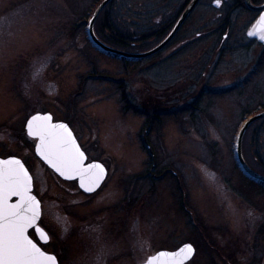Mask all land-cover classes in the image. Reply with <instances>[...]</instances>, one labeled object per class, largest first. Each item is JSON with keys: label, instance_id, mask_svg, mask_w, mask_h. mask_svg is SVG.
<instances>
[{"label": "rangeland", "instance_id": "rangeland-1", "mask_svg": "<svg viewBox=\"0 0 264 264\" xmlns=\"http://www.w3.org/2000/svg\"><path fill=\"white\" fill-rule=\"evenodd\" d=\"M111 1L118 27L137 39L147 24L180 15L188 0ZM217 3L200 0L174 40L125 63L90 44L93 0H0V156H18L30 169L47 248L61 264H104L116 232L142 259L191 242L190 264H212L213 257L217 264H264V187L242 177L235 155L241 124L264 110V66L253 76L264 40L248 35L257 31V14L245 7L220 27ZM160 40L136 41L135 51ZM123 86L145 115L123 110ZM201 92L205 110L197 119L171 113L196 105ZM153 108L162 111L159 131L146 124ZM36 112L68 122L88 160L106 165L96 193L83 194L35 154L25 124ZM257 125L264 157V117ZM126 257L123 264L134 260Z\"/></svg>", "mask_w": 264, "mask_h": 264}, {"label": "snow or ice", "instance_id": "snow-or-ice-1", "mask_svg": "<svg viewBox=\"0 0 264 264\" xmlns=\"http://www.w3.org/2000/svg\"><path fill=\"white\" fill-rule=\"evenodd\" d=\"M264 40V16L256 32ZM28 135L39 140L36 151L61 176L79 177L80 187L87 192L100 186L105 169L98 163L85 164V154L71 130L64 123H53L51 115H35L27 124ZM32 177L18 159L0 160V264H58L54 255L42 251L28 230L34 228L45 244L49 237L38 225L40 203L32 194ZM17 197L15 204L9 203ZM193 248L185 244L173 252L161 251L146 264H187Z\"/></svg>", "mask_w": 264, "mask_h": 264}, {"label": "trees", "instance_id": "trees-1", "mask_svg": "<svg viewBox=\"0 0 264 264\" xmlns=\"http://www.w3.org/2000/svg\"><path fill=\"white\" fill-rule=\"evenodd\" d=\"M102 0H93L94 5L97 7V5L101 2ZM253 3H258V2H262L264 0H252ZM190 2V0L187 1L185 7L187 6V4ZM111 4L112 1H110L100 12V14L98 15L96 22H95V28H96V33L99 35H102L103 39H105V41L108 42V44L115 46L117 48L123 49V50H128V51H135L137 48V44L136 41H140L141 42V47H144L149 43V40L153 39L154 41L158 40V39H164V37L170 32V30L172 29L173 25L175 24V22L177 21L178 17L180 15L177 16V14L175 15L174 13H172L171 15H169L167 18L165 19H161L160 21H156L154 23L151 24H147L146 26L142 27L144 28V30H142L139 33V36L137 39H135L134 37L136 36V34L131 33L129 31H123L120 27H118V23L114 21L112 14H111ZM228 9L226 10V15L223 18V22L229 24L230 21V17L233 15V13L242 8L245 7L250 11H253L251 9H249L245 3L244 0H229L227 3ZM184 7V8H185ZM183 8V10H184ZM86 10V8L84 9ZM83 10V11H84ZM91 10V7L88 9V11ZM182 10V11H183ZM82 11V12H83ZM181 11V13H182ZM255 12V11H254ZM180 13V14H181ZM111 14V15H110ZM110 15V16H109ZM175 20V21H174ZM149 21H153L151 20V18H149ZM183 27V26H182ZM181 30V28L179 29ZM179 32V31H178ZM98 35V36H99ZM178 35V34H177ZM177 35L174 37V39L177 37ZM173 39V40H174ZM160 40V41H161ZM90 44L91 41H90ZM93 45V44H92ZM94 46V45H93ZM93 57L91 59H89V62L94 63V61H92ZM121 60H123V62L125 63H136L137 60H128V59H124V58H120ZM258 66H257V70L253 72V76H256L259 72H260V68L262 69V67L264 66V46L259 54V59H258ZM259 70V71H258ZM93 72H97V68H95L93 66ZM124 74V73H121ZM118 84L121 85V81L118 82ZM225 90V89H224ZM208 91H212V90H208ZM219 91V90H217ZM215 92V90H214ZM203 92H201L196 98L195 101L197 102L196 105H192V106H183L175 111H172L171 113L174 116H178L179 114H183L186 111H189V113H191L190 117L192 119H197L198 118V114H200V112H202L205 109H202V98H203ZM122 107L124 111L126 110H133V112L139 113V114H146L145 113V109L141 108L139 105H137L133 100H131V98L127 95L126 89L123 86V93H122ZM156 109L153 108L152 110H149V114H147V120H146V124L148 125V127L151 128V125L154 123V125H156L155 129L156 130H160L161 126H162V119L159 116L160 113H162V111H158L156 114ZM179 113V114H178ZM170 114V113H169ZM251 114V112H248V115ZM260 119L256 120L255 122H253V124L249 127V129L246 132V135L244 137V141H243V153L244 156L247 160V162L249 163V165L256 171H258L259 173L264 175V157L261 155V153L259 152L257 145H258V128L259 125L258 121H260ZM260 123V122H259ZM253 165H255V167H253ZM168 166H165L163 168L159 169V172L162 171L164 169H166ZM236 167L240 170L242 177L250 184L255 185L256 183L261 184L264 187V182H259V181H255L252 178H249L248 176H246L240 169L239 166L236 165ZM256 186V185H255ZM195 244L198 243L195 241ZM212 264H217V262L213 259L210 261Z\"/></svg>", "mask_w": 264, "mask_h": 264}, {"label": "water", "instance_id": "water-1", "mask_svg": "<svg viewBox=\"0 0 264 264\" xmlns=\"http://www.w3.org/2000/svg\"><path fill=\"white\" fill-rule=\"evenodd\" d=\"M111 0H102L98 5L97 7L95 8L94 12L92 13V16L90 17L89 19V23H88V36H89V39L91 41V43L97 48L99 49L100 51L102 52H105L107 54H110L112 56H116L118 58H124V59H128V60H139V59H142V58H145L147 56H150V55H153L155 53H157L158 51H160L161 49H163L172 39L173 37L176 35V33L179 31V29L181 28V26L184 24V22L187 20V18L189 17V15L192 13V11L194 10V8L196 7V5L198 4V2L200 0H190V2L187 4V6L184 8V10L182 11V13L180 14V16L178 17L177 21L175 22V24L173 25L172 29L170 30V32L164 37V39H162L157 45L153 46L152 48L150 49H147V50H144V51H128V50H123V49H120V48H117L115 46H112L106 42H104L96 33L95 31V22H96V19L98 17V15L100 14V12L102 11V9L110 2ZM247 7H249L250 9L252 10H255V11H262V15L261 16H264V2L261 3V4H254L252 2V0H244ZM260 16V17H261ZM260 20V18H259ZM258 20V22H259ZM35 115H51L52 116V122L53 123H64L66 124L69 129L71 130L78 146L80 147L81 151L84 152L85 154V164L88 165V164H93V163H98L100 165H102L105 169V177L104 179L102 180V182L100 183V186L97 187L94 191L92 192H87L85 191L83 188L80 187V180H79V177H72V178H66L64 176H61L58 172L55 171V169H53L39 154L38 152L36 151V148H37V145L39 143V140L35 137H31V138H34L36 139V143H35V154L38 156L39 159H41V161H43L50 169H52L58 176H60L62 179L64 180H77V183H78V186L79 188L86 192V193H94L96 192L102 185L103 183L105 182L106 178H107V175H108V169L106 167V165L100 161V160H90L88 161V155L86 153V151L82 148L78 138L76 137L75 135V132L73 131L72 127L69 125L68 122L66 121H63V120H54L53 119V114L51 112H36L34 114H32L26 121V124H25V129H26V132L28 134V129H27V124L29 122V120H31V118ZM264 117V110H261L259 112H256L254 114H251L250 116H248L244 121L243 123L241 124L240 128H239V131H238V134L236 136V143H235V155H236V160H237V163H238V166L240 167L241 171L246 175L248 176L249 178H252L253 180L255 181H259V182H264V175L259 173L258 171L254 170L250 165L249 163L247 162L245 156H244V153H243V141H244V137H245V134L248 130V128L251 126V124L253 122H255L256 120L260 119ZM8 159H18L21 161V163L24 165L25 169L28 171L29 175L32 177V195L36 197V199L39 201L40 203V218H41V215H42V206H41V201L39 199V197L34 193L33 189H34V181H33V176L31 174V172L29 171L28 167L26 166V164L24 163V161L18 157V156H15V155H10V156H6V157H2L0 156V160H8ZM18 201V198L17 197H12L11 200L9 201V203H12V204H15L17 203ZM40 219L38 220V225L44 230V232L47 234V236L49 237L48 240H50V235L48 234V232L46 231V229H44L40 223H39ZM34 229V228H32ZM31 229L28 230V235H29V238L33 239L32 236L30 235L29 231ZM35 231V229H34ZM38 237V235H37ZM39 241L41 243H44L43 241L40 240V238L38 237ZM34 242H36L38 244L39 247H41V245L35 240L33 239ZM185 244H190L193 248V255L192 257L194 256L196 250H195V247L192 243L190 242H186L184 244H182L180 247H182L183 245ZM179 247V248H180ZM42 251L46 252L47 254L49 255H54L56 258L57 256L53 253H50V252H47L46 250H44L42 247H41ZM178 250L175 249V250H168V249H161L159 251H157L156 253L154 254H151L147 257V259L142 263V264H146L147 260L156 255L158 252H161V251H168V252H173V251H176ZM191 257V258H192ZM57 262L59 264V261H58V258H57Z\"/></svg>", "mask_w": 264, "mask_h": 264}, {"label": "flooded vegetation", "instance_id": "flooded-vegetation-1", "mask_svg": "<svg viewBox=\"0 0 264 264\" xmlns=\"http://www.w3.org/2000/svg\"><path fill=\"white\" fill-rule=\"evenodd\" d=\"M228 1L229 0H218V3H217V6H218V8H219V14L221 15V14H223L224 15V17H225V15H226V10L228 9ZM253 2V1H252ZM264 1H262V2H258V3H254V4H261V3H263ZM249 8V7H248ZM250 9V8H249ZM252 10V9H251ZM255 10H253V11H251V13H256L257 14V16H256V19L255 20H253V23H254V26H255V28H256V30L258 29V20H259V18H260V16L262 15V11H255ZM236 12V11H235ZM249 12H250V10H249ZM224 17H222L221 18V23H220V27H223V26H227L228 24L227 23H225V22H223V18ZM185 23V22H184ZM184 25V24H183ZM182 28V27H181ZM227 35L228 34H224V36L225 37H227ZM72 182H76L77 183V180H72ZM78 185V184H77ZM80 191L83 193V194H86V195H92V194H94V193H96V192H94V193H86V192H84V191H82L81 189H80ZM30 232H32L33 234H34V236H32L36 241H38L39 243H40V245L43 247V249H45L46 251H48V252H51V253H54L56 256H57V258H58V261H59V264H61V259H60V257L58 256L59 254L57 253V252H55V251H52V250H49L48 248H47V245H49L50 243H51V238H50V240H48V242L45 244V243H41L40 241H39V239H38V237H37V235H36V233H35V231H34V229H31L30 230ZM31 234V233H30ZM184 243H186V242H183V243H181V244H179V245H177V246H175V247H173V248H162V249H168V250H175V249H177V248H179L182 244H184ZM191 243V242H190ZM193 244V243H192ZM194 245V244H193ZM127 246L128 247H130V244H129V240H128V237L127 236H125V235H123V233L122 232H116V233H114L113 234V237L110 239V243H109V245L107 246V248H106V254H105V256H106V260H105V262H104V264H108V263H110L112 260H118L119 259V263L121 262V264H123L122 262L124 261V260H127L128 258L126 257V256H131V257H133L134 256V260L132 259V258H130V264H132L133 262H135V260H136V258L137 257H139V258H137V262H136V264H142L146 259H142V256H137V254H136V252L134 251V250H130V254L127 252ZM194 247H195V250H197V248H196V245H194ZM159 250H161V249H159ZM159 250H157V251H159ZM157 251H155V252H153V253H151V254H154V253H156ZM150 254V255H151ZM195 254H196V252H195ZM194 254V255H195ZM194 257V256H193ZM193 257L187 262V264H190V262H191V260L193 259ZM215 261H217V260H215Z\"/></svg>", "mask_w": 264, "mask_h": 264}]
</instances>
